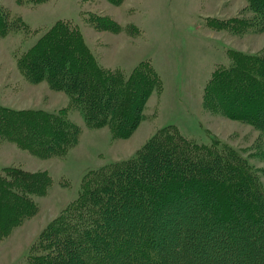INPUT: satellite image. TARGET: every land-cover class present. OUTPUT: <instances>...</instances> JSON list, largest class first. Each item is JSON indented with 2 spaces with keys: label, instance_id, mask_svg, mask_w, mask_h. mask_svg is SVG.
<instances>
[{
  "label": "trees",
  "instance_id": "1",
  "mask_svg": "<svg viewBox=\"0 0 264 264\" xmlns=\"http://www.w3.org/2000/svg\"><path fill=\"white\" fill-rule=\"evenodd\" d=\"M249 6L259 18L232 20L239 32L264 27V0H249ZM7 15L0 7L1 35L10 30ZM229 57L208 79L204 102L264 132V58L239 51ZM18 66L28 81L69 96L57 112L0 105V141L45 159L65 155L78 142L81 129L68 111L78 109L88 127H108L113 139H125L163 86L148 60L130 74L101 65L68 19L22 51ZM51 183L43 171L0 170V241L37 213L34 196ZM170 243L179 256L167 252ZM27 264H264V191L233 148L218 140L198 143L169 125L131 158L84 175L78 197L41 231Z\"/></svg>",
  "mask_w": 264,
  "mask_h": 264
},
{
  "label": "rangeland",
  "instance_id": "2",
  "mask_svg": "<svg viewBox=\"0 0 264 264\" xmlns=\"http://www.w3.org/2000/svg\"><path fill=\"white\" fill-rule=\"evenodd\" d=\"M0 7L11 23L9 32L0 34L2 106L57 112L68 104L65 92L52 90L46 82L28 81L18 66L21 52L60 19L79 26L104 67L130 74L148 60L163 85L148 98L143 118L128 138L113 139L108 127H88L76 109L67 115L81 133L63 156L45 159L12 141H0V170L16 166L43 171L52 180L47 192L34 196L37 213L0 241V264H27L41 231L78 197L84 175L131 158L169 125L198 143L218 140L233 148L250 164L264 191V132L204 102L208 79L219 65L229 63L232 51L264 58V27L254 24L239 32L231 25L232 20L259 18L249 0H0ZM110 22L114 28L104 25ZM168 246L167 252L181 253L173 243Z\"/></svg>",
  "mask_w": 264,
  "mask_h": 264
}]
</instances>
